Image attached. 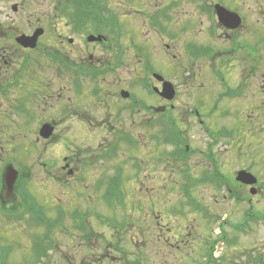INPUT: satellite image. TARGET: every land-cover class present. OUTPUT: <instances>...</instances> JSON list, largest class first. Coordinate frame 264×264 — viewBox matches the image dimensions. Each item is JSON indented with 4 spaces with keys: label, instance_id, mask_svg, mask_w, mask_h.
I'll return each mask as SVG.
<instances>
[{
    "label": "rangeland",
    "instance_id": "rangeland-1",
    "mask_svg": "<svg viewBox=\"0 0 264 264\" xmlns=\"http://www.w3.org/2000/svg\"><path fill=\"white\" fill-rule=\"evenodd\" d=\"M154 1L102 0L103 23L117 17L123 36L130 37V46L144 43L143 53L152 58L155 71L178 85V100L172 102L174 108L168 102L164 104L184 130L181 129L185 146L189 144L198 152L181 162L171 159L167 152L172 146L161 139L167 130L162 124L163 113L153 114L130 106L133 96L148 104H161L158 96L146 92L138 79L147 74L143 68L147 59L144 61L136 49L129 56L123 47L127 60L114 66V70L102 69L107 72L103 71L95 80L90 79L88 70L82 72L79 66L71 65L66 70L60 61L50 59L49 63L42 57L37 59L39 55L35 51L20 52L24 60L22 82L28 75L33 79L23 89L11 86L9 92L0 95L5 102L0 104V168L3 159L6 163L15 159L13 167L21 174L18 180L26 175L30 178L25 187L44 205V211L52 219L60 220L58 224L63 226L46 229L23 221L4 223V230L12 228L14 232L0 237L2 262L34 264L30 237L33 233H44L50 235L48 241H53L54 248L38 257V264H80L82 260L83 264H132L137 258L139 264H204L212 250L213 257L221 264H262L256 259L264 260V124L255 125L250 117L253 115L256 119L257 111L251 105V95L221 103L220 110H229L231 117L216 111L209 121L216 130L221 128L220 134L227 130L230 136L214 142L213 149L216 162H220L230 181L229 188L241 194V198L237 201L228 187L199 181L189 189L201 205L191 204L185 187L189 182L183 179L184 174L190 168L201 179L206 168L204 161H208L204 152L210 143L203 127L193 124L192 106L200 103L204 109H210L216 95L212 98L203 92L201 96L208 101L200 102L202 99L192 90L200 85L192 83L178 66L179 62L165 54L155 32L148 31L150 26L143 22V14L159 12L160 5ZM15 3L19 4L18 11L12 9ZM57 5L63 6V1L0 0V22L7 28L27 31L34 27V21H41L43 26L48 25L44 42L60 46L59 34H70L67 29L62 30L63 20L61 12L55 9ZM103 28L112 35V31ZM82 39V36L75 39L77 44L71 45L74 51L78 43L85 48ZM111 41L114 45L120 44ZM124 43L129 42L124 39ZM153 43L156 46L158 43L156 55L160 58L154 57ZM65 47L66 44L60 49ZM92 49L90 46L87 51ZM100 49L96 52L106 62L110 49ZM12 53L15 54L14 49ZM73 54L77 60L80 54ZM149 78L155 84L152 76ZM76 79L82 84H77ZM122 89L131 93L128 99L122 98ZM20 96L24 105L19 113L11 104ZM237 112L242 115L240 123L233 119ZM47 122L55 125H52V134L44 138L40 131ZM240 170L258 177V184L254 185L256 193L250 186L236 182V173ZM1 177L2 173L0 182ZM11 198L15 204L20 197ZM73 214L88 215L93 232H101L97 234L99 245L95 243V233L85 239L84 233L88 230L73 227L70 218ZM96 214L104 221L98 222ZM117 218L130 220V228L119 238L112 227ZM245 220L248 225L244 229L234 228ZM156 223L163 226L162 231ZM189 232L192 234L188 235ZM182 238L191 239L190 249L177 248V241ZM209 244L213 245L211 249Z\"/></svg>",
    "mask_w": 264,
    "mask_h": 264
},
{
    "label": "flooded vegetation",
    "instance_id": "flooded-vegetation-1",
    "mask_svg": "<svg viewBox=\"0 0 264 264\" xmlns=\"http://www.w3.org/2000/svg\"><path fill=\"white\" fill-rule=\"evenodd\" d=\"M154 2L156 5H160L159 12L155 15L150 11L149 13L143 14L145 16L143 22H147L151 27H149L148 31L155 32V35L162 42L161 46L165 48V54L179 62L178 66L182 71L188 74L192 83L194 84L197 82V84L200 85L197 88H192L195 96H197L198 99H202L200 102L205 100L208 101V98L205 99L204 96H201L203 92L204 94H211L212 98L214 94L216 95L213 106H211L210 109H204L200 103L192 106V113L195 117L193 124H199L200 127H203L206 133L205 137L209 139L210 143L207 146V151L204 152L205 159L207 158L208 161H204L206 168L204 169L203 176L200 177L202 180L197 178L192 173V169L187 167L188 171L185 172L183 179L187 180L189 183H187L185 187L189 188L190 184H192L193 188V184L204 181L211 185L214 184L219 188L224 186L228 187L229 192H234L235 195H237L235 197L240 200L241 194L239 195L233 188H229L231 186L230 181L225 177L226 174L223 173L220 162L219 164L216 162V153L213 149L214 142L229 137L230 133L225 130L223 134H220L221 128L219 127L220 129L216 130L211 126L209 120L216 111L223 112L224 117H231L229 110H220L223 101H234L236 99H241L244 95H251V105L257 108L255 114L256 119H254L253 115L249 116L253 117L252 120L255 125L260 124V126H263L264 124V0H155ZM14 5H16V11H18L19 4H13L12 9H14ZM63 6L64 8H62ZM63 6L57 5L55 9L61 12L63 20L62 30L67 29L69 34L73 37L70 35L67 36L65 33L59 34L61 36L59 40L60 46L44 42L47 36L48 25L43 26L44 24L41 21H34V27H31L27 31L18 27L7 28L4 22H0V95L9 92L11 86L21 87L23 89L24 85L31 83L33 78L31 79L30 75L26 77L24 83L22 82L24 60L21 57V53L23 51H35L39 55L36 56L37 59L42 57L49 63L51 61L50 59H52V61L57 59L66 70H70L71 65L79 66L78 68H81L82 72H84L83 70H88L91 75L90 79L95 80L105 71L102 69L114 70V66H119V64L127 60V55L125 57L127 51L130 56V51L136 49L137 53L142 54L141 57L144 58V61L147 59L146 64H144L145 67H143L147 74L144 77H139L140 82L142 78L149 81V85L143 86V88H145L146 92L148 90L153 94L155 93L161 104L158 106L148 104L146 100L133 96L130 106L133 109H139V111H151L153 114L163 113L162 117L164 119L162 120V124L168 126L165 127L167 130L161 139H164L165 143L172 146L171 150L167 152V155L171 159L181 162L182 160H186L187 158L190 159L189 157L194 156L198 150L192 146L190 148L189 144L185 146L186 138L182 136L183 129L179 128L180 125L176 121V118H174L172 110L166 108L168 106L164 104V102H168L170 103L169 106L174 108L172 102L178 100V85L167 79L162 73L155 71L154 65L150 61L152 58L146 57L145 53H143V47L141 46H143L144 43H131L130 46V37L129 35L123 36V29L122 27L119 28L117 20H110L108 18L106 22L103 23L104 11L103 8H101L102 0H63ZM184 8L190 9L182 11ZM221 11L228 15V20L225 23L221 22L219 15ZM103 27H106L108 31H112V35L107 34ZM40 28H42L43 34L39 37L35 48L27 49L20 43H17V38L20 35H33L35 31ZM169 29H171V32H169ZM99 35H103L104 38L102 40L89 39L90 36ZM78 36L83 37L82 41L83 43L85 42V48H83V44L78 43L79 46L77 50L74 51L71 45L75 46V44H77L75 39H77ZM131 37L134 38V36ZM110 39L120 44L114 45ZM124 39H126V42H129L127 45H125ZM150 43H152V41H150ZM64 44H66V47L60 49ZM181 45H183V47ZM90 46L93 48V51L88 52L87 48ZM105 47H108L111 52L109 59L105 60L106 62H104L103 59L101 60L96 52V50ZM123 47L126 48L127 51ZM152 47L154 57L160 58L158 54L156 55V51L159 49L158 43L157 46L153 43ZM13 49L15 54L12 53ZM73 53L80 54L78 57L76 56L78 58L77 60L73 58ZM26 63L27 62H25V64ZM33 69L32 67V70ZM58 69L61 71V67ZM155 74H160L166 81L172 82L174 90L172 98L163 97L158 93L164 90V81L161 82L159 79H156ZM150 76L154 79L155 84H151ZM76 82L77 84H82L78 79H76ZM154 88H158L159 91H155ZM130 95L131 93L129 92L127 99ZM21 98L22 96L16 98L15 102L11 104L15 107V111L19 113L23 111L22 105H24V100H21ZM0 104H5L3 98H0ZM17 107L19 108L17 109ZM157 108H161V112H157ZM233 115V119H236L235 122L240 123L242 115L239 112ZM219 121L220 120H217V122ZM47 123L49 124V122ZM51 125L54 126L55 124L52 123ZM182 145L184 149L181 147ZM2 162L3 167L0 168V173H2L4 181L0 182V228L4 230V223L11 224L22 221L29 223L28 225L30 226L33 223L35 224L34 226H43L46 227V229H51L55 226L62 227V224H58L60 220L52 219V217L44 211V205L34 197L27 187H25L26 185H24V188H20L18 184L9 186V184L5 182L6 171L8 167L14 166L13 163H15V159H11L9 163H6L5 159H3ZM238 173L239 171L236 173V182H240L237 179ZM21 191H23L24 194H22ZM14 196L20 197L18 198L19 203L16 200L17 202L12 204L15 202V199L12 200L11 197L14 198ZM9 206H11V208H7ZM40 206L43 209L42 214L36 217L33 211L35 208L41 210ZM123 206H126V202ZM87 217L88 215L83 216L76 214L70 216L72 222H74L73 227L77 230L87 229L88 232L84 233L85 239H88V237L92 236L91 234L95 233V243L99 245L100 241L98 242V235L101 232L97 230L93 232L94 227L90 225L91 222L87 220ZM157 217L158 216H155V218ZM34 218H39L41 220H36ZM96 219H99L98 222L100 223L101 221L103 222L101 216L98 214H96ZM129 222L130 220L118 221L117 218L115 224L111 223L113 229L117 231L114 234L118 238L125 233V229L130 228ZM156 224L160 231H162L163 226L159 223ZM13 232L14 230L12 228L9 230L5 229L4 231H0V237L3 238L2 236L10 235ZM191 234L192 233L189 232L188 235ZM48 236L50 235L46 236L44 233H33L30 238L33 239L34 247L36 246L35 243L38 241L45 245L47 247V252H49L48 250L54 247L53 241H48ZM12 237L13 236H11V238ZM89 244L87 243L88 246H90ZM191 244L190 238H182L177 241V248L182 249V247H184L190 249L192 246ZM71 246L73 247L75 245L72 244ZM8 256L6 257L7 259L9 258ZM64 257H66V255ZM32 263L38 264L37 261ZM83 263L84 260H82L80 264ZM0 264L16 263L10 261L2 262L0 260Z\"/></svg>",
    "mask_w": 264,
    "mask_h": 264
},
{
    "label": "water",
    "instance_id": "water-1",
    "mask_svg": "<svg viewBox=\"0 0 264 264\" xmlns=\"http://www.w3.org/2000/svg\"><path fill=\"white\" fill-rule=\"evenodd\" d=\"M14 8L16 9V6H14ZM220 18H221V22L225 23L228 20V15L227 13L221 11L219 12ZM43 33L42 29H38L37 32H35L32 36H27L25 34L19 36L17 38L18 43H20L22 46L24 47H30V48H34L37 44L38 38L39 36ZM102 36H90L89 39L90 40H102L101 39ZM160 81H164V78L160 75H155ZM164 90L161 92V95H163V97H167V98H172L174 95V90H173V84L167 81H164L163 84ZM124 96H128L127 93L123 92ZM52 129L53 127L49 124H46L42 127L40 134L44 137L47 138L52 134ZM18 176L17 171L13 168V167H8L7 171H6V182L9 184V186L14 185L16 179ZM237 179L239 181H241L242 183L245 184H254L257 182V178L250 172L248 171H240V173L238 174ZM253 193L256 192L255 189H253L252 191Z\"/></svg>",
    "mask_w": 264,
    "mask_h": 264
},
{
    "label": "trees",
    "instance_id": "trees-1",
    "mask_svg": "<svg viewBox=\"0 0 264 264\" xmlns=\"http://www.w3.org/2000/svg\"><path fill=\"white\" fill-rule=\"evenodd\" d=\"M20 175H21V174H20ZM28 181H29V179H28L27 177H25V176H21V179L18 180L17 184L19 185L20 188H24V185H26V183H28ZM188 193H189V192H188ZM188 196L191 198L190 194H188ZM40 207H41V206H40ZM42 211H43L42 207H41V210L35 208V210L33 211V214H34L36 217H38V216H40V215L42 214ZM247 215L249 216V213H248ZM34 219H36V220H41V219H39V218H34ZM245 225H246V224H243L242 227L245 226ZM240 226H241V225H237V228L240 227ZM222 233H223V231H222ZM224 236H225V234L223 233V234H222V238H223ZM224 238H225V237H224ZM38 248L41 249V245H40V247H38ZM38 255H40V254H38ZM208 256H209V258L207 259L208 261L205 262L204 264H221L220 261L216 260V258L213 257L212 252H211V254L208 253ZM256 261H260V262H262V264H264V260H263L262 258H257ZM134 262H135V263H134ZM134 262H133L132 264H139V262H140L139 258L135 259Z\"/></svg>",
    "mask_w": 264,
    "mask_h": 264
}]
</instances>
